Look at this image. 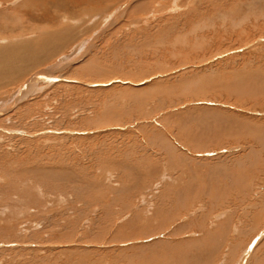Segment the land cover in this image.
<instances>
[{"label":"rangeland","instance_id":"374dc122","mask_svg":"<svg viewBox=\"0 0 264 264\" xmlns=\"http://www.w3.org/2000/svg\"><path fill=\"white\" fill-rule=\"evenodd\" d=\"M263 128L264 0H0V264H264Z\"/></svg>","mask_w":264,"mask_h":264},{"label":"bare ground","instance_id":"6f19581e","mask_svg":"<svg viewBox=\"0 0 264 264\" xmlns=\"http://www.w3.org/2000/svg\"><path fill=\"white\" fill-rule=\"evenodd\" d=\"M47 51V50H46ZM15 54V53H14ZM248 130H250L251 131V129H248ZM256 131V130H255ZM256 141H257V143L259 142V144H263L264 145V128H263V130L261 129V131H258V134H257V136H256ZM170 199V198H169ZM162 220V219H161ZM150 230V229H149ZM175 234H176V231H175ZM180 244H181V242H179ZM178 243V244H179ZM116 244V243H115ZM167 244V243H166ZM179 244V245H180ZM167 246H170V245H167ZM166 247V246H165ZM183 247V246H182ZM156 248V247H155ZM154 248V249H155ZM159 248V247H158ZM170 248V247H169ZM168 248V249H169ZM171 248H173V246L171 247ZM152 250V249H151ZM152 253V252H151ZM125 258V261H126V257H122L121 258V260H120V262H122V260ZM128 259V258H127Z\"/></svg>","mask_w":264,"mask_h":264}]
</instances>
